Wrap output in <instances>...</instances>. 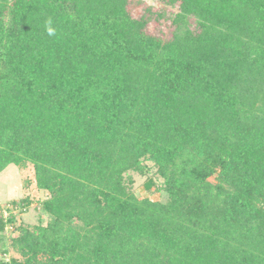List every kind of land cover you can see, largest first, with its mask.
I'll return each instance as SVG.
<instances>
[{"label":"trees","instance_id":"1","mask_svg":"<svg viewBox=\"0 0 264 264\" xmlns=\"http://www.w3.org/2000/svg\"><path fill=\"white\" fill-rule=\"evenodd\" d=\"M158 1L0 0V264H264V0Z\"/></svg>","mask_w":264,"mask_h":264},{"label":"rangeland","instance_id":"2","mask_svg":"<svg viewBox=\"0 0 264 264\" xmlns=\"http://www.w3.org/2000/svg\"><path fill=\"white\" fill-rule=\"evenodd\" d=\"M132 1L134 3L132 5V9L136 15H138L139 12L143 13L144 7L147 6H152L155 9H160L164 6L158 0ZM163 22L164 19L161 22L162 24L159 22L157 24L153 23L150 26V31L153 33H163L166 36H169V32L171 30L169 24L170 21L165 20V24ZM131 174L135 179L134 191L139 197H150L151 199L157 201L165 200L166 196L164 193H159L155 191L154 188L150 191L145 189L144 183L146 181V177H142L138 173ZM47 195V192L41 191L37 188L34 168L30 164L25 168H18L17 166L11 164L0 174V209L5 211V215L9 213L7 212V209H9L11 201L29 197L34 200V204H36L38 200L46 199ZM41 219H43L45 223L47 222V218L41 215L39 210H37L34 206H31L27 212L19 216V221L24 226H29L31 228L36 226ZM9 255H11V257H17V253L13 251Z\"/></svg>","mask_w":264,"mask_h":264},{"label":"clouds","instance_id":"3","mask_svg":"<svg viewBox=\"0 0 264 264\" xmlns=\"http://www.w3.org/2000/svg\"><path fill=\"white\" fill-rule=\"evenodd\" d=\"M49 27L47 28L48 35L52 36L55 35V29L51 27V21H48Z\"/></svg>","mask_w":264,"mask_h":264}]
</instances>
